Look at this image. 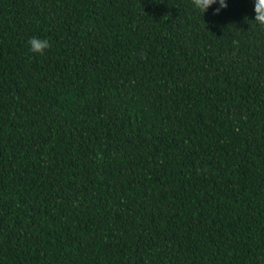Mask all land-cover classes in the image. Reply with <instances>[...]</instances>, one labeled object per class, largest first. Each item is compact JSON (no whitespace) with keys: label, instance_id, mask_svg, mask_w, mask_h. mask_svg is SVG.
<instances>
[{"label":"trees","instance_id":"1","mask_svg":"<svg viewBox=\"0 0 264 264\" xmlns=\"http://www.w3.org/2000/svg\"><path fill=\"white\" fill-rule=\"evenodd\" d=\"M226 3L0 0V264H264V30Z\"/></svg>","mask_w":264,"mask_h":264},{"label":"clouds","instance_id":"2","mask_svg":"<svg viewBox=\"0 0 264 264\" xmlns=\"http://www.w3.org/2000/svg\"><path fill=\"white\" fill-rule=\"evenodd\" d=\"M195 8L201 11L203 14L213 4H219V7L214 9L213 15H218L222 9L228 7L226 0H192ZM254 21L262 30H264V0H254ZM30 51L36 54L43 55L46 49L51 48V44L47 39H40L33 37L28 41Z\"/></svg>","mask_w":264,"mask_h":264}]
</instances>
